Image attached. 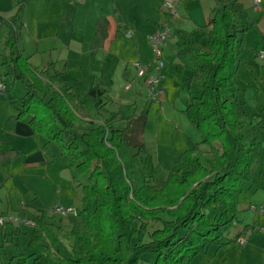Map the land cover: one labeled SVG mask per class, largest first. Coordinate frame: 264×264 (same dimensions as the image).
<instances>
[{
	"label": "trees",
	"instance_id": "16d2710c",
	"mask_svg": "<svg viewBox=\"0 0 264 264\" xmlns=\"http://www.w3.org/2000/svg\"><path fill=\"white\" fill-rule=\"evenodd\" d=\"M25 1L8 23L1 76L8 90L14 82L25 89L14 101L17 119H25L46 143L56 142L68 164L87 174L88 184H78L77 251L52 256L39 242L41 234L24 243L16 236L19 227L7 224L4 239L13 242L16 236L13 245L20 250L13 256L16 263L137 264L140 250H151L156 252L152 264H191L208 245L234 242L240 234L228 237L225 230L236 219L238 195L252 184L264 133V115L246 110L238 83L239 46L248 29L238 20V0H214L204 48L177 33V55L191 61L200 85L199 94L191 95L183 109L200 140L178 155L163 181L153 184L146 178L139 186L130 181L124 157L135 160L140 147L129 152L123 130L114 126L118 114L108 109L112 100L104 89L94 83L78 99L72 85L57 84V75L31 66L17 49L13 24ZM79 104L101 120L81 134L72 130L80 120ZM48 214L55 216L42 211L32 217L40 233L56 245Z\"/></svg>",
	"mask_w": 264,
	"mask_h": 264
},
{
	"label": "crops",
	"instance_id": "0c3cea01",
	"mask_svg": "<svg viewBox=\"0 0 264 264\" xmlns=\"http://www.w3.org/2000/svg\"><path fill=\"white\" fill-rule=\"evenodd\" d=\"M20 1L0 0V54L4 52L3 41L7 34L9 20L17 11ZM164 1L26 0L20 19L13 24L14 31L18 32L17 49L27 57L31 66L40 70L48 69L50 74L57 75V84L72 85L78 99L82 98L94 83L104 89L105 94L112 100L108 109L118 114L114 126L123 130V138L130 144L129 152L132 153L134 149L140 147L138 155H144V159L147 158L145 129L150 126L149 112L154 104L158 105L159 114L164 118L163 121L170 125L169 128L172 126L189 127L188 118L187 120L182 118L181 122L178 119L182 115L186 116L183 109L191 95L199 94L200 85L194 80L196 72L192 71L191 61L177 55V33H185L197 47L204 48L207 40V22L215 6L214 0H173L175 13L172 14L163 5ZM244 2L245 6L243 0H238L235 6L239 13V22L244 23L250 18L248 12L250 6L264 14V0L257 7L253 5L252 0H244ZM160 22L168 24L171 36L161 48L164 65L160 71L164 76V94L158 101L153 102L147 98L143 80L136 76L134 66L128 62L123 64L120 60L128 59L129 55H133L134 50L135 56L132 60L140 61L143 54H141L142 51L139 53L138 43L150 46L148 36L159 28ZM97 25L99 30L94 31ZM252 32L253 30H248L247 33ZM257 34H259L258 29L255 30L253 43L258 41ZM51 37L53 41L58 40L63 50L61 52L64 54L52 55L50 52L49 60L44 64L38 57L39 53L42 50L43 53L45 50L47 52L51 48L55 50L56 47L53 45L49 47L50 45L46 44L47 48L44 50L45 46H40V42L50 40L48 38ZM261 38L264 39V36L262 35ZM87 41H89V46L85 45ZM99 51L100 54H98ZM89 57L93 60L91 66L94 68L88 71ZM258 58V56L253 57L251 63L256 64L255 60ZM143 60L150 61L149 58ZM258 60L264 59L259 58ZM115 62H119L120 79L124 80L122 83L125 84L121 90L114 88V81L109 72L111 68L104 70L106 65H115ZM249 68H252V65L245 67L247 72ZM1 72L0 69V75ZM82 74H85V77H81ZM84 79L87 80V85L82 87ZM127 85H129L128 88H126ZM74 86H78L80 91L74 90ZM9 91L7 90L6 95L0 98L3 101L9 99L13 104L10 110L0 104V214L15 212L22 208L27 215H34L48 211L55 205L71 206L79 211L81 202L78 184H82L75 179L74 173L77 170L61 156V149L56 142L46 143L42 136L34 134L25 119H17L18 110L14 101L22 95L12 100L9 97ZM77 110L80 120L74 122L73 132L81 134L101 123V120L97 119L99 116L95 117L94 111L89 113L90 116L83 115L85 112L83 105L79 104ZM104 116L106 117L107 114ZM178 138L179 141L177 140L176 144L167 146V154L161 160L157 159V164L164 162L165 166H168L166 170L182 151L190 149L197 142L185 136H178ZM261 144L260 154L264 152V140ZM199 148L204 150L203 145ZM71 174L72 182L69 177ZM166 174L163 172L160 179L150 175L149 179L158 184L166 177ZM85 175L87 177V174ZM54 183H57V188ZM260 186L259 182L252 180V184L247 189L249 191L254 188L253 193L258 195L260 203L253 204L255 206H261V204L264 206V192L261 196L258 194ZM66 187L67 189H64ZM5 196L7 199L4 200ZM11 199L16 200L14 206L10 204ZM77 202L78 207H76ZM250 205L251 203L246 207L248 211H252L249 209ZM253 213L251 224H255L258 228L246 233L249 225L242 224V228L236 233L245 237V244L242 246L244 248L234 252V258L231 256L232 252H229L231 246L225 251L222 249L234 244L235 241L226 245L210 244L197 253L192 262L231 264L236 258H238V264H243V261L249 264L251 259L256 262L259 255L254 249L247 247L251 246L250 235L254 230L264 234V212L254 211ZM236 219L238 220L237 217ZM59 220L65 226L72 221H77L74 216L61 218L55 215L49 223L58 224ZM28 229L40 235L36 227L21 226L16 236L24 243L29 240L26 235ZM5 231L6 226L0 228V264H17V259L13 258L20 252L13 245L16 236L12 237L13 242L5 240ZM6 243H11L13 247L4 249L3 246ZM261 258L264 264V258Z\"/></svg>",
	"mask_w": 264,
	"mask_h": 264
},
{
	"label": "rangeland",
	"instance_id": "374dc122",
	"mask_svg": "<svg viewBox=\"0 0 264 264\" xmlns=\"http://www.w3.org/2000/svg\"><path fill=\"white\" fill-rule=\"evenodd\" d=\"M243 3L245 6L244 0H243ZM247 4L249 5L248 2ZM249 8L250 10H248V12H249L250 18L244 21L243 23L246 26H248V29L244 33L241 44L239 46V62H238V67H237V76H238L239 85L241 86L242 89H244L241 93V98L245 104L246 110H249L250 113H253L255 115L258 113H262L264 115V66H263L264 60H258L259 59L258 58L255 60L256 64L251 63L253 57L255 56L257 57L258 52L262 50V48H264V39L261 38L262 35L264 36V14H261L260 12H258L257 9H254L253 6L252 7L250 6ZM255 28L258 29L259 34H257L256 36L258 41L256 43H253L255 41V30H256ZM97 29L99 30L98 25L97 27L94 28V31L95 30L97 31ZM248 30H253V32L247 33ZM16 34L18 35V32H16ZM48 39L50 40H45V42L43 41L40 42V46H43V45L45 46L46 44H48V46L50 45L49 47L53 45L56 48L55 50L51 48L47 52H45L46 51L45 48H47V46H45L44 53H43V50L39 53L38 57L41 61H43L44 64L49 60L48 54H50V52H52V55L53 54L55 55L64 54V52H61L63 50H61L62 48L58 44V40L53 41L52 37ZM138 44L140 46V47L138 46V50L140 49L139 53H141L142 51L141 54H143L139 62L142 61L141 63L145 64V63L151 62V60L153 61L154 57H153L150 46H148L147 44H141L140 42ZM85 45L89 46V41H87ZM98 54H100V51ZM132 54L133 55H129L128 59L120 60V61L123 64L125 62L132 64L134 62V60H132V57L135 56L134 50ZM144 58H149L150 61L148 62L144 61L143 60ZM161 60L164 65V59L162 58V56H161ZM88 62H89L88 67H90L88 71L93 70L94 67L91 66V63H93V60L90 59V57L88 58ZM247 63H250L252 65V68L254 69L249 68L250 70H248L247 72L245 67L247 66L248 68L249 66H251V65H248ZM108 68H111L109 69V72H110V76H112L111 77L112 80L114 81V88L116 90L123 89V86H125V84L122 83L124 80L120 79L121 70H119V68L121 67L119 65V62L116 63L115 65L114 64L106 65L104 70ZM81 77H85V74H82ZM245 84L247 85L245 86ZM86 85H87V80L84 79V81L82 82V87L83 86L85 87ZM77 89L79 90L78 86L77 87L74 86V90L77 91ZM9 92H10L9 97L12 98V100H15L16 97H19L24 94L25 89L20 82H14ZM0 104L2 107L3 106L7 107V110L12 109L11 106L13 105L9 101V99L5 101L0 100ZM159 111L160 110H159L158 105L154 104V106L151 108V111L149 112L148 123L150 124V126L148 128L146 127L145 129V141H146L145 145L147 149V152H146L147 158L144 159V155L140 156L141 155L140 153H139L140 155H137L135 157V160H131V159H128L127 157H124V161L126 162L128 177L134 185H138V186L141 185L143 180H145L146 178H149L150 175L153 177H156L157 179H160L162 177L163 172L168 173L169 169L166 170L168 166H165L164 162H161L160 165L157 164V159L161 160L162 157H164V155L167 154L166 152L167 146L176 144L177 140L179 141L178 136L179 137H183V136L189 137L193 140H197V142L200 140L199 131L195 129L194 127H192L189 122H188L189 127H186V128H177L176 126H172L169 128L170 125H167V123L163 121L164 118L162 117L161 114H159L160 113ZM248 114L249 113H247L246 116L244 117V121L246 122L249 121L250 119ZM83 115L90 116V114L86 112V110L83 113ZM184 116L185 115H182L180 116V119L178 118L176 119H178V121L180 122L182 118H185L187 120V117L186 116L184 117ZM260 139L261 141L264 140V133L262 135L260 134ZM137 149L138 148L134 149L132 151V154L137 152ZM204 149L207 150L208 148L204 146ZM260 152L261 151H259V155L256 160L258 164L256 165V162H255L253 166V180L254 182H257V183L259 182V185H261L258 190V194L261 196L263 195V192H264V152H262L261 154ZM129 161L131 163H129ZM74 174H75V179L78 182H80L82 185H85V183L88 180L86 175L80 174L78 171H75ZM71 176L72 174L69 175L70 181L72 180ZM164 179L165 177L162 179V181ZM151 183L155 184L154 181L153 182L151 181ZM54 184L56 185L55 188H57V183H54ZM64 189H67V187ZM247 189L248 187L238 195L237 202H236V208H237L236 217L238 218V220L234 219V221L227 226V229L225 230V234L228 237H232L237 231H239L242 228V224H248L251 231L253 229L257 230L258 228V226H256L255 224H251L254 211H248L246 207L250 203L259 204L260 201L258 199V195L253 193L254 188L250 189L249 191H247ZM6 196L3 198L4 200L7 199ZM15 203H16V200L13 201L11 199L10 204L14 206ZM78 205L79 204L77 202V206L76 205L75 206L78 207ZM49 218L52 219L50 215H49ZM75 220H78V218L75 217ZM133 225L136 226L137 223L133 222ZM50 228L59 243H57L56 245L51 244L45 238L44 234L40 233L41 239L39 240V242L44 244L45 251L47 253L51 254L52 256H62L66 253L77 251L78 246H79V240H78L79 229H78V225L76 221L75 222L72 221L68 226H65L62 224L61 220H59L58 224L56 223L51 224ZM255 230L253 231V234L250 235L251 237L250 245L251 246L247 248L254 249L256 251V254H258L259 256L257 255L258 257H257L256 262H254L253 259H251L249 264H263V260L261 257L264 258V234L258 233L259 231H255ZM26 235L28 236L29 239H32L38 236V233L36 231L28 229L26 230ZM136 237L138 238L137 242L140 243L141 235H138ZM229 246H231L230 247L231 251L229 252H232L231 256L233 258H234V252H237L238 250L244 248L241 245L234 243L232 245H227V247H223L224 249L222 250L225 251L226 248H228ZM12 247L13 246L11 245V243L10 244L6 243L3 246L4 249H11ZM155 256H156V252L154 251L140 250V257H139V261L137 264H152ZM191 264H196V263L191 262ZM231 264H238V258L234 259V262H232ZM243 264H245V261H243Z\"/></svg>",
	"mask_w": 264,
	"mask_h": 264
},
{
	"label": "built area",
	"instance_id": "2783aa9c",
	"mask_svg": "<svg viewBox=\"0 0 264 264\" xmlns=\"http://www.w3.org/2000/svg\"><path fill=\"white\" fill-rule=\"evenodd\" d=\"M262 0H252L254 6H259ZM163 5L170 10L172 14L174 11V1L173 0H165ZM171 36L170 27L166 22H160L159 28L151 33L148 36V42L151 47V51L153 54V61L147 64H143L139 61H134L132 65L136 70V76L142 78L143 84L146 89V96L149 100L156 102L158 101L164 94V86H163V74L161 73V68L163 66V62L161 60V48L169 40ZM260 59H264V51L260 50L257 54ZM129 85L126 86L128 88ZM7 83L5 78L0 75V98L4 97L7 93ZM249 209L252 211L264 212V206H255L251 204ZM48 213L57 215L61 218L67 216L77 217L78 211L71 206H62L55 205L48 210ZM7 224H11L15 227H27L34 228L36 227L35 220L32 215H27L24 210L21 208L15 212H6L0 214V228L6 226ZM251 229L249 228L246 233H249ZM235 243L243 246L245 244V237L239 235L235 238Z\"/></svg>",
	"mask_w": 264,
	"mask_h": 264
}]
</instances>
